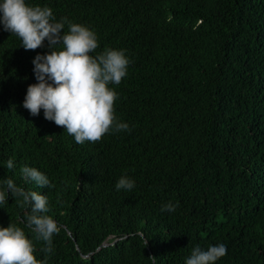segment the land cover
I'll use <instances>...</instances> for the list:
<instances>
[{
	"label": "trees",
	"instance_id": "16d2710c",
	"mask_svg": "<svg viewBox=\"0 0 264 264\" xmlns=\"http://www.w3.org/2000/svg\"><path fill=\"white\" fill-rule=\"evenodd\" d=\"M57 20L90 26L99 48L132 63L115 87L131 132L75 142L64 126L23 107L33 60L0 24V184L46 194L61 226L46 264H185L194 247L224 243L217 264H264V0H29ZM67 31V24L65 26ZM13 159L14 168L6 167ZM36 167L51 185L24 180ZM122 175L132 191L116 190ZM177 206L167 216L161 209ZM0 225L34 233L10 195ZM145 238L148 239L147 243ZM106 240L109 243L102 245Z\"/></svg>",
	"mask_w": 264,
	"mask_h": 264
},
{
	"label": "clouds",
	"instance_id": "9594fccd",
	"mask_svg": "<svg viewBox=\"0 0 264 264\" xmlns=\"http://www.w3.org/2000/svg\"><path fill=\"white\" fill-rule=\"evenodd\" d=\"M0 24L21 39L25 50L43 47L46 40L51 49L33 60L38 82L29 85L23 102L32 116H38L43 109L45 119L64 126L79 144L96 142L109 132H131L129 123L116 115L119 93L111 87L119 85L129 73L132 60L125 49L106 48L103 53L92 55L100 46L94 29L67 17L57 20L51 7L29 0H0ZM14 166L13 159H9L6 167ZM21 174L38 187L51 185L49 177L36 167L22 166ZM135 186V179L128 175H122L115 185L117 191H132ZM10 195L22 206L30 207L25 224L35 235L29 238L24 228L12 223L8 227L0 225V264H46V260L37 258L34 241L46 242V251L51 252L53 236L61 231L59 223L48 215L47 195L27 191L8 178L0 184V208ZM176 211L175 205L161 209L167 216ZM227 253L224 243L209 245L207 249L197 245L185 264H217ZM148 259L152 264L158 262L155 256Z\"/></svg>",
	"mask_w": 264,
	"mask_h": 264
},
{
	"label": "water",
	"instance_id": "95a60500",
	"mask_svg": "<svg viewBox=\"0 0 264 264\" xmlns=\"http://www.w3.org/2000/svg\"><path fill=\"white\" fill-rule=\"evenodd\" d=\"M109 243V240H106L102 245H106Z\"/></svg>",
	"mask_w": 264,
	"mask_h": 264
}]
</instances>
